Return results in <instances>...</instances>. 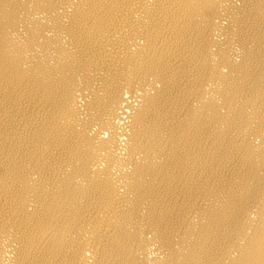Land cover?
Wrapping results in <instances>:
<instances>
[{"label":"bare ground","instance_id":"1","mask_svg":"<svg viewBox=\"0 0 264 264\" xmlns=\"http://www.w3.org/2000/svg\"><path fill=\"white\" fill-rule=\"evenodd\" d=\"M0 264H264V0H0Z\"/></svg>","mask_w":264,"mask_h":264}]
</instances>
